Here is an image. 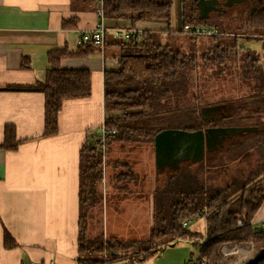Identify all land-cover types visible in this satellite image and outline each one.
Returning <instances> with one entry per match:
<instances>
[{"label": "trees", "instance_id": "trees-1", "mask_svg": "<svg viewBox=\"0 0 264 264\" xmlns=\"http://www.w3.org/2000/svg\"><path fill=\"white\" fill-rule=\"evenodd\" d=\"M179 2L182 27L210 28L211 22H218L221 27L215 28L218 34L208 37L203 51L197 48V38L191 36L192 48L187 52L161 44L150 33H145L142 40L118 43L120 56L116 66L103 74L102 125L106 131L115 133H108L103 145L99 144L96 135H88L79 152L78 264H147L166 247H172L183 239L184 244H192L199 249L207 264L216 262L218 252L225 245L264 246V231L253 232L250 225L257 221L254 217L264 201V162L261 171L250 170L246 176L231 177L220 185L214 183V176H204L203 170H200V175L198 172L185 173L182 163L176 171L167 168L159 171L166 175L165 183L151 190L149 171L136 172L133 158L118 160L113 163L114 173L109 180L114 204L118 208V204L126 199L146 203L150 210L148 240H164L159 247L139 246L127 251L132 246L124 247L116 235L106 236L102 221L97 236L88 235L87 214L94 205H101L105 197L102 169L109 161L105 164L103 157L112 146L129 150L134 146H144L148 151L152 149L154 154L153 139L162 130L192 132L208 125L221 127L223 125H216L219 120L208 124L201 119L200 110L214 104L249 109L252 117L264 118V49L262 55L255 49H238V38L232 37L227 30L229 22L221 23L223 19L227 21L228 14L210 16L207 21L211 22L208 23L199 19L194 0ZM173 3L174 0H102V8L106 24L125 20L133 28L136 22L165 21L168 24ZM241 14L245 15V12ZM263 20L264 12L262 15H247L246 20L236 21L237 33L262 36L247 38L246 42H263ZM69 24V21L63 22L62 29L70 28ZM219 36L226 40H218ZM98 52L94 46L83 45L75 52L58 49L48 53L49 68L44 80L28 89L44 96L43 138L57 134L58 113L64 100L82 99L90 93L89 72L62 69L60 61L84 59ZM249 127H257L259 131L247 133L244 138H235L224 146L225 158L228 154L229 162L251 154L256 158L254 166H257V161L264 158V124ZM19 143L15 139L14 128L6 127L3 149L14 151ZM215 154L206 153L207 160ZM202 163L197 165L202 166ZM208 164L206 167L209 169ZM159 172L155 171L154 180ZM97 186L100 187L99 193H96ZM203 209L206 210L204 237L181 228L182 220ZM238 220L241 227L237 226ZM192 237L193 243L189 240ZM204 239L203 243L201 240ZM15 245L5 233L4 247L10 249ZM95 253L102 254L101 259L92 258ZM250 264H264V252Z\"/></svg>", "mask_w": 264, "mask_h": 264}, {"label": "crops", "instance_id": "crops-1", "mask_svg": "<svg viewBox=\"0 0 264 264\" xmlns=\"http://www.w3.org/2000/svg\"><path fill=\"white\" fill-rule=\"evenodd\" d=\"M100 6L102 0H0V264H78L79 152L104 122L103 74L116 66L119 42L108 35L102 51L60 61L62 69L89 72L90 93L62 102L56 135L41 136L44 96L28 89L44 80L48 53L76 51L77 35L95 28ZM68 21L70 28L62 29ZM107 25L132 28L125 20ZM161 25L136 22L133 28L149 34L163 31ZM8 126L20 142L14 151L2 147ZM263 218L264 201L254 219ZM5 233L16 243L10 249ZM229 246L237 251L234 264L252 263L264 252L261 245ZM166 248L147 264H181L194 252Z\"/></svg>", "mask_w": 264, "mask_h": 264}, {"label": "rangeland", "instance_id": "rangeland-1", "mask_svg": "<svg viewBox=\"0 0 264 264\" xmlns=\"http://www.w3.org/2000/svg\"><path fill=\"white\" fill-rule=\"evenodd\" d=\"M180 2L179 0H174L173 8L171 10L170 20H169V26L167 27V30L164 31V27H166L165 21H157L162 22L163 25V31H157V32H151L150 34L152 36H156V38L161 42L163 45H170L173 48L178 49L181 52H187L192 48L191 41L189 39V35L183 33V27L180 19ZM240 16V15H239ZM230 15H228L227 21L223 19L221 23L229 22L230 28L227 29L228 32H231V36L239 37L238 38V49L239 47H245L247 35L245 34H238L237 33V27L238 24H236L235 19H229ZM247 19V15H242L239 17V20L241 19ZM207 21V20H206ZM106 22V21H105ZM165 22V23H164ZM210 23L211 21H207ZM235 22V23H234ZM210 29L215 30V28L219 29L220 23L218 22H211V25H209ZM239 29V27H238ZM217 32V30H215ZM235 33V34H234ZM218 34V33H217ZM244 37V38H243ZM218 40L225 41L226 38L219 36ZM208 41V37H200L197 38V48H199L200 51H203L205 49V44ZM256 51L262 52L264 49V43L259 42H250L248 44ZM211 106H217L216 104ZM228 114L224 115L225 118L230 117V119H224L219 120L217 122L218 125H223L224 127H249L250 125H263L264 124V118H255L252 117L251 112L249 109H241L238 107H228ZM245 117V118H244ZM202 119V117H201ZM207 115L206 120L207 121ZM98 127H96L97 129ZM94 132V130H91L88 135L90 136ZM236 138H239L237 135ZM258 139H261L258 137ZM250 139H246V141H249ZM241 140H238V142ZM260 150L263 152L262 145L260 147ZM217 151V152H216ZM215 152L217 154L213 155L212 158L209 160L208 157H205L203 159L202 166L197 165V163H184L182 166V170L185 173H195L198 172L200 175V170H203L205 172L204 176L210 177L214 176L213 180L215 184H223L224 181L228 180L231 177L243 175L246 176L250 170H257L256 172L261 171L262 169V163L264 162L263 159L260 158L259 163H257V166H254L255 164V157H252L251 154L245 156L240 159L233 160L229 162L230 157L225 158V152L224 150H216ZM134 159L136 165L134 166V170L137 172L140 171V173H149L151 174V183H150V189H154V186L162 187L165 183L166 175H164V172H159L157 174V178L154 180V173H155V163H154V154L152 152V149L149 151L144 146H137L133 147L132 150H129L128 148L125 149H119L116 146H112L110 150H108L105 153V157H103V160L109 161V164L103 166L102 169V180L101 182L102 190L105 191V197H103V200L101 202V205L98 204V206L94 205L90 210V212L87 214V217H89L87 221V231L88 235L97 234L100 231L101 227V221L103 223V229L106 236H114L116 235L122 242V245L124 247L132 246L127 249V251H131L134 249H137L140 247H146V246H156L159 247V244L164 239L156 240V241H149V231H150V210L146 203H143L141 200H123L118 204V208L114 204V201L111 198L112 195V188L109 184V180L111 175L114 173L113 170V163L116 161H126V160H132ZM206 161L210 164V167L208 169ZM100 187L97 186L96 193L100 192ZM99 230V231H98ZM190 231L196 232L197 236L204 237L205 235V225L203 220L196 221L191 228H189ZM98 231V233H97ZM87 233V232H86ZM96 240V239H95ZM191 243L194 242L193 237L189 239ZM97 241V240H96ZM91 243V242H90ZM87 246H89L88 242L86 243ZM230 246L225 245L221 247V250L218 252V256L214 261V264H234V261L237 258V251H232V248H229ZM180 248L189 249V251H192L194 249V252L196 251V248H194L192 245L184 244L182 242H179L176 245H173L172 247L169 246L166 249H177ZM193 252V254H194ZM223 253V254H222ZM180 254H177V257H180ZM95 259H101L102 254L95 253L91 256ZM250 264V263H249Z\"/></svg>", "mask_w": 264, "mask_h": 264}, {"label": "water", "instance_id": "water-1", "mask_svg": "<svg viewBox=\"0 0 264 264\" xmlns=\"http://www.w3.org/2000/svg\"><path fill=\"white\" fill-rule=\"evenodd\" d=\"M194 1L201 20H207L210 12L218 10L217 0ZM242 1L226 0L223 7L230 8L234 3ZM224 107V105L204 107L200 110L202 120H206L208 113L221 111ZM257 131V127H212L192 132L178 129L162 130L153 139L155 170L167 168L176 171L182 163L202 162L206 153L221 149L226 140Z\"/></svg>", "mask_w": 264, "mask_h": 264}, {"label": "built area", "instance_id": "built-area-1", "mask_svg": "<svg viewBox=\"0 0 264 264\" xmlns=\"http://www.w3.org/2000/svg\"><path fill=\"white\" fill-rule=\"evenodd\" d=\"M97 15V24L93 30L90 31H83L80 32L77 35L76 39V45L77 47L88 45V46H94L98 48L100 51L103 50L104 45L106 43V38L109 35L114 41L117 42H128L131 39H137L142 40L145 36V32L141 30H137L135 28H121V27H109L104 19L103 15V8L100 6V8L96 11ZM183 31L194 38H200V37H209L214 36L217 34L215 30H212L210 28L202 27V26H192V25H184ZM108 133L114 134L115 131L108 132L104 129L103 125L99 129L98 132H92V135H96L98 137V142L100 145H103L105 136L108 135ZM103 150V148H102ZM101 150V151H102ZM103 153V151H102ZM103 181V180H102ZM206 217V210L203 209L202 211H198L181 222V228L182 229H189L192 227V225L198 221L203 220ZM253 232H263L264 231V218L259 219L257 221H252L250 223ZM237 226L241 227V221H237ZM177 240V239H176ZM182 243H184V239L180 240ZM203 243L206 241L201 240ZM223 254V253H222ZM162 255V253H161ZM22 264H40L37 262H29V263H22ZM48 264H55L53 261H50ZM181 264H207L206 260L202 258L199 254V249H196L194 254H192L188 259H186Z\"/></svg>", "mask_w": 264, "mask_h": 264}, {"label": "flooded vegetation", "instance_id": "flooded-vegetation-1", "mask_svg": "<svg viewBox=\"0 0 264 264\" xmlns=\"http://www.w3.org/2000/svg\"><path fill=\"white\" fill-rule=\"evenodd\" d=\"M226 0H217V4H216V9H218L217 11H212L209 13V16H214V15H230L231 18L235 19L236 21H239V17L242 15L241 13L245 12V15H252V14H260L262 15V13L264 12V0H243L242 2H238V3H234L230 8H224L223 5L225 3ZM240 15V16H239ZM264 22V20L262 21ZM254 39V38H260L262 36H255V35H247V38L250 39ZM264 37V36H263ZM239 38V37H237ZM244 38V37H243ZM250 42H254L253 40ZM249 42V43H250ZM259 43H264L263 42H259ZM248 43H246L247 45ZM228 107H224L223 109H221V111H216V112H211L207 114V122L208 124H213L215 123V121L221 120V119H226L224 117V115L228 114ZM227 119H230V117H228ZM218 125V124H216ZM212 127H219V126H211L208 125L206 127L203 128H212ZM223 127V126H221ZM259 131V129H258ZM257 131V132H258ZM256 132V133H257ZM246 136H239L240 138H244ZM236 138V136H234L233 138H231L230 140H226L223 144V147L221 149H218V151L223 150L224 146L226 145V143L228 141L234 140ZM215 152V151H213ZM217 152V151H216Z\"/></svg>", "mask_w": 264, "mask_h": 264}]
</instances>
